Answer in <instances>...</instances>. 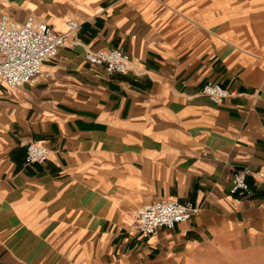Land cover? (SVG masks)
<instances>
[{
    "label": "crops",
    "instance_id": "0c3cea01",
    "mask_svg": "<svg viewBox=\"0 0 264 264\" xmlns=\"http://www.w3.org/2000/svg\"><path fill=\"white\" fill-rule=\"evenodd\" d=\"M64 30L48 73L0 85V264H255L264 252V0H0ZM122 48L107 73L85 50ZM208 81L231 95L215 104ZM21 138L50 152L28 164ZM236 170L250 192L228 191ZM197 211L140 238L143 204Z\"/></svg>",
    "mask_w": 264,
    "mask_h": 264
},
{
    "label": "built area",
    "instance_id": "2783aa9c",
    "mask_svg": "<svg viewBox=\"0 0 264 264\" xmlns=\"http://www.w3.org/2000/svg\"><path fill=\"white\" fill-rule=\"evenodd\" d=\"M80 23L73 17L64 21V30H55L49 23L29 15L23 23L9 15L0 14V85L15 88L45 78L43 65L54 58L65 38L76 32ZM89 63L103 66L107 73H124L130 69V56L122 48L85 50ZM200 94L215 104L222 102L231 92L217 82L203 84ZM24 159L28 164H43L48 160L49 148L34 139L21 138ZM250 192L247 171L233 172L228 191ZM197 211L192 201L158 200L141 205L134 213V228L140 238L154 235L159 228L171 229L188 221Z\"/></svg>",
    "mask_w": 264,
    "mask_h": 264
},
{
    "label": "rangeland",
    "instance_id": "374dc122",
    "mask_svg": "<svg viewBox=\"0 0 264 264\" xmlns=\"http://www.w3.org/2000/svg\"><path fill=\"white\" fill-rule=\"evenodd\" d=\"M255 264H264V252H260L254 257Z\"/></svg>",
    "mask_w": 264,
    "mask_h": 264
}]
</instances>
